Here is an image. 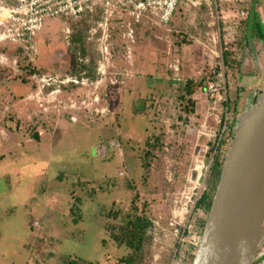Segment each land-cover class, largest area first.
<instances>
[{
    "label": "rangeland",
    "instance_id": "obj_1",
    "mask_svg": "<svg viewBox=\"0 0 264 264\" xmlns=\"http://www.w3.org/2000/svg\"><path fill=\"white\" fill-rule=\"evenodd\" d=\"M252 5L264 12V0L181 3L166 27L144 21L128 43L114 35L107 55L88 39L96 20L49 19L34 51L21 49L27 59L0 63V264H116L128 250L107 227L135 198L152 222L139 264H191L212 149L264 64L243 53ZM258 29L247 35L252 50L264 43Z\"/></svg>",
    "mask_w": 264,
    "mask_h": 264
},
{
    "label": "water",
    "instance_id": "obj_2",
    "mask_svg": "<svg viewBox=\"0 0 264 264\" xmlns=\"http://www.w3.org/2000/svg\"><path fill=\"white\" fill-rule=\"evenodd\" d=\"M258 13L252 5L249 33L254 22L264 25ZM260 73L262 83L236 119L191 264H256L264 243V69Z\"/></svg>",
    "mask_w": 264,
    "mask_h": 264
},
{
    "label": "built area",
    "instance_id": "obj_3",
    "mask_svg": "<svg viewBox=\"0 0 264 264\" xmlns=\"http://www.w3.org/2000/svg\"><path fill=\"white\" fill-rule=\"evenodd\" d=\"M215 2L216 0H0V46L17 45L25 54L34 51L35 40L46 20H77L86 12H94L98 6L100 14L89 30L88 39L95 40L100 52L107 55L109 45L114 41L112 32L115 29L120 30V40L133 42L135 27L144 21L166 27L181 3L193 7H210ZM237 23L233 22L232 25L237 27ZM233 37V33L225 35V45L232 42ZM222 53L223 48L220 46V54ZM9 59L7 54L0 52V63L6 64ZM16 59L13 57L11 60L13 65H16ZM217 85L209 84L206 89L214 94L218 90Z\"/></svg>",
    "mask_w": 264,
    "mask_h": 264
},
{
    "label": "trees",
    "instance_id": "obj_4",
    "mask_svg": "<svg viewBox=\"0 0 264 264\" xmlns=\"http://www.w3.org/2000/svg\"><path fill=\"white\" fill-rule=\"evenodd\" d=\"M100 14V8L98 6L95 7L94 12H86L79 19L74 20L75 23H87L88 20L94 21L97 20ZM57 19V18H56ZM88 26V25H87ZM256 29L260 28L258 22L254 23ZM137 27V26H136ZM260 29H258L259 32ZM115 38H119L120 40V31L117 29L115 34ZM261 37V36H259ZM79 39V38H78ZM0 52H3L7 55H13L17 59L20 60L27 59L26 56L22 53L21 48L12 49L11 46H0ZM85 51L82 49V54L84 55ZM256 82V81H255ZM252 83V85L255 84ZM186 95L190 96L193 93L194 87L192 86V82H188L186 84ZM241 86H237L236 88V99H234L233 112L239 109L238 103L240 100V91ZM240 110V109H239ZM239 114V113H238ZM233 126H231L225 137L219 140L218 145L212 149L213 158L209 168L208 175V184L207 188L202 192L199 199L195 203V208L209 211L211 200L215 191L216 184L218 182L222 166L224 163L226 150L232 140ZM154 139H147L145 142L146 149L141 157L143 168L148 167V159L152 155V150L156 148ZM152 226V222L150 219L141 211H139V200L135 198L131 202V206L129 210L123 215V220L118 224H109L107 227L108 235L114 241V243L120 247H124L128 250V253L121 257L116 264H139V262L143 259V249L146 241L148 240V231ZM66 264H101L99 262H92L88 260H82L78 258H70Z\"/></svg>",
    "mask_w": 264,
    "mask_h": 264
},
{
    "label": "crops",
    "instance_id": "obj_5",
    "mask_svg": "<svg viewBox=\"0 0 264 264\" xmlns=\"http://www.w3.org/2000/svg\"><path fill=\"white\" fill-rule=\"evenodd\" d=\"M187 6H189V5H187ZM189 7H193V6H189ZM193 8H199V7H193ZM259 12V11H258ZM259 18H260V20H261V23H264V12L261 14V15H259ZM172 20V19H171ZM248 23H249V18H247V22H246V30H247V25H248ZM255 23V22H254ZM254 23H253V25H252V30H250V33H251V35L253 34L252 33V31H254V28H256L255 26H254ZM248 33H249V31L247 30V35H248ZM257 35L258 36H261L262 34L264 35V25H263V27H262V31L261 30H259V32L257 31ZM247 35H246V39L244 40V42H243V45H244V49L245 50H243V53L245 54V53H247V52H249V54H247V55H249V57L252 55V54H254V58L255 59H257V61L258 62H261V61H263L264 60V50H262V47L264 46V43H262V45H254L255 46V50L253 49L252 50V48H250L249 46H248V40H249V38L247 37ZM253 36H256V34H254ZM255 40V39H254ZM246 55V54H245ZM241 57V56H240ZM253 58V59H254ZM257 69V68H256ZM264 69V64H263V66L261 67V68H259V74H257V73H255V76H256V78H255V76L254 75H251V76H253L254 77V80L256 81L255 82V84L254 85H252V84H250L247 80H248V78L244 81V83H243V85H250L251 86V89H253V90H256L259 86H260V84L262 83V80H263V74H261L260 73V71H262ZM259 75V76H258ZM245 77H248V76H245Z\"/></svg>",
    "mask_w": 264,
    "mask_h": 264
},
{
    "label": "flooded vegetation",
    "instance_id": "obj_6",
    "mask_svg": "<svg viewBox=\"0 0 264 264\" xmlns=\"http://www.w3.org/2000/svg\"><path fill=\"white\" fill-rule=\"evenodd\" d=\"M256 28H254L255 30ZM261 260L264 258V247L262 248V252L260 253Z\"/></svg>",
    "mask_w": 264,
    "mask_h": 264
},
{
    "label": "bare ground",
    "instance_id": "obj_7",
    "mask_svg": "<svg viewBox=\"0 0 264 264\" xmlns=\"http://www.w3.org/2000/svg\"><path fill=\"white\" fill-rule=\"evenodd\" d=\"M260 259V258H259Z\"/></svg>",
    "mask_w": 264,
    "mask_h": 264
}]
</instances>
